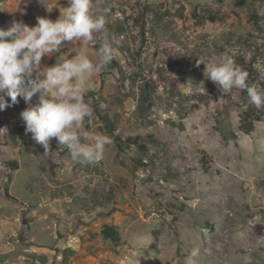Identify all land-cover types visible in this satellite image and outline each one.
Returning a JSON list of instances; mask_svg holds the SVG:
<instances>
[{
    "label": "rangeland",
    "instance_id": "1",
    "mask_svg": "<svg viewBox=\"0 0 264 264\" xmlns=\"http://www.w3.org/2000/svg\"><path fill=\"white\" fill-rule=\"evenodd\" d=\"M146 5L165 16L148 11L143 25ZM67 6L0 0V27L56 20ZM92 11H107L119 40L85 86L93 131L111 143L81 165L55 138L45 154L25 132L23 98L0 111V264H185L193 248L196 264H264V114L241 132L240 89L225 95L204 75L205 63L244 57L264 82V0H92ZM103 39L67 42L42 71L80 54L97 60ZM105 223L119 244L103 237Z\"/></svg>",
    "mask_w": 264,
    "mask_h": 264
},
{
    "label": "clouds",
    "instance_id": "2",
    "mask_svg": "<svg viewBox=\"0 0 264 264\" xmlns=\"http://www.w3.org/2000/svg\"><path fill=\"white\" fill-rule=\"evenodd\" d=\"M41 2L45 4V0ZM106 16L107 11H92V0H68L66 10L56 20L38 16L35 25L13 20L9 27H0V111L23 98L29 105L20 113L25 132L31 133L45 154L55 138L72 161L81 165L97 163L111 143L109 135L93 131L95 116L85 100L89 78L112 62L119 45L118 38L106 31ZM94 34L104 36L97 60L80 54L42 71L44 56L59 52L67 42L92 40ZM204 75L221 93L246 90L249 104L264 108V91L247 83L248 73L233 60L205 63ZM36 94L39 102L32 105ZM198 256L199 249L193 248L185 264H196Z\"/></svg>",
    "mask_w": 264,
    "mask_h": 264
},
{
    "label": "trees",
    "instance_id": "3",
    "mask_svg": "<svg viewBox=\"0 0 264 264\" xmlns=\"http://www.w3.org/2000/svg\"><path fill=\"white\" fill-rule=\"evenodd\" d=\"M148 11L155 12L157 15H160V18L165 16L164 13H160L157 10H154L150 6L146 5L145 10L141 12V16H140L141 23L145 17V14ZM218 18L219 17L217 16V14L209 15V19L211 21H216ZM142 24L144 25V23ZM235 64L248 73L247 83H249L250 85H255L259 90L262 91V88H264V82L260 79L259 74L257 73L256 68L254 66V63L242 57L236 59ZM89 97H90L89 94L85 95L86 102L88 101ZM239 98L241 100V104H237V106L242 109V112L239 116V130L245 134H251L255 129L256 122L261 121L262 116L264 114V108L257 109L254 105L249 104L246 90L239 91ZM146 99H148V94L145 97H143L141 100L142 103L141 105L144 107H146ZM94 109L99 119L104 123L106 130L116 140L119 147L123 149V147L121 146L122 139L119 136V134L116 132L115 122L110 118L108 114L103 112V109L101 108L100 105L95 104ZM19 132L23 133V130L19 128ZM8 163L11 165V168L13 169L18 168V163L16 161H9ZM101 234L105 239H109L116 244H119V242L121 241L120 232L118 228L112 223H105L101 230Z\"/></svg>",
    "mask_w": 264,
    "mask_h": 264
},
{
    "label": "water",
    "instance_id": "4",
    "mask_svg": "<svg viewBox=\"0 0 264 264\" xmlns=\"http://www.w3.org/2000/svg\"><path fill=\"white\" fill-rule=\"evenodd\" d=\"M7 166H8L9 168H11V165H10L9 163L7 164ZM9 177H10V174L8 173V175H7V178H8V179H7L6 184L4 185V191H7ZM6 196H8V194H6ZM22 223H23L24 225L27 224L26 214L23 215V221H22Z\"/></svg>",
    "mask_w": 264,
    "mask_h": 264
}]
</instances>
